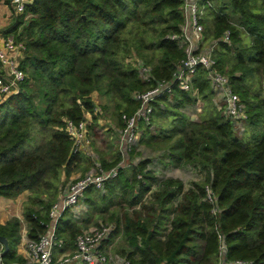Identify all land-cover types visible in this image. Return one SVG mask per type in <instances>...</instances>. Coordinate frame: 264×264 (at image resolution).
<instances>
[{"label": "trees", "instance_id": "trees-1", "mask_svg": "<svg viewBox=\"0 0 264 264\" xmlns=\"http://www.w3.org/2000/svg\"><path fill=\"white\" fill-rule=\"evenodd\" d=\"M206 1L211 6L201 20L205 40L216 43L215 68L228 76L244 104L242 129L218 107L209 71L198 67L191 91L174 84L171 95L153 103L150 122L137 121V144L162 151L174 167L198 166L205 178L188 186L179 178L161 180L148 159H132L141 154L134 146L127 166L103 190H85L80 222L68 210L59 218L56 236L65 249H74L82 227L110 223L103 244L120 235L125 245L116 254L130 264H264V94L262 86L244 84L247 71L264 68V0H229L237 23L230 21L227 5ZM182 5L183 0H28L6 29L25 43L20 68L27 77L19 92L0 101V196L30 191L24 211L29 239L45 231L48 211L63 192L62 173L68 177L79 159L70 153L64 119L78 121L89 112L90 130L98 125L95 90L113 103L117 124L111 129L118 137L121 114L138 107L133 93L173 78L185 57L180 41L171 38L182 34ZM225 30L230 44L221 41ZM141 64L151 68L149 82L139 76ZM198 99L202 115L192 121L185 110ZM98 108L102 113L105 105ZM164 116L170 126L152 128ZM120 159L118 152L97 162L109 169ZM19 226L17 218L0 224L9 246L1 256L6 264L23 261L15 249Z\"/></svg>", "mask_w": 264, "mask_h": 264}, {"label": "built area", "instance_id": "built-area-1", "mask_svg": "<svg viewBox=\"0 0 264 264\" xmlns=\"http://www.w3.org/2000/svg\"><path fill=\"white\" fill-rule=\"evenodd\" d=\"M27 2L28 0H8L10 14L15 20L24 13ZM208 6L211 4L205 0H183L182 34L180 36L172 35L171 38L180 41L185 57L181 60L173 78L157 81L148 89L133 93L138 107L133 114L122 113L120 116L122 126L118 130V145L121 159L109 169L102 168L95 160L96 165L92 170L83 172L68 184L48 211L49 222L46 224L45 231L37 239L28 238L25 242L30 259L29 264H69L71 262L105 264L110 259L103 252L102 245L113 225L104 226L102 224L98 228L86 229L78 234L75 238L73 251L56 259L54 247H59L61 243L56 236L57 221L67 210L74 214L81 211V201H83L84 192L88 187L92 186L96 190H103L104 184L117 176L119 168L126 165L129 153L137 145L141 136L137 121L142 120L149 123L153 103L161 95H171L174 84L184 91H191V81L198 67L209 71L212 90L216 93V99L219 102L218 107H222L225 115L237 122L239 126L245 121V107L239 95L232 89L228 76L215 68L216 43L205 40V28L201 20ZM221 41L230 44L229 30L223 32ZM25 51V43L17 33L0 31V66L2 68L0 71V101L20 91V85L27 77V73L20 68ZM150 71L151 68L147 65L138 66L139 76L145 82L150 80ZM201 103L198 99L193 105L194 109L201 110ZM94 114L97 115V118L100 116L98 107L94 109ZM92 122V115L89 112L85 113L84 117L78 121L64 119V130L71 140L70 153L72 155L83 153L93 157L90 137ZM99 122L100 119H98ZM239 129H242V126ZM116 261L119 264H130V261L125 257H117ZM0 264H6L1 260V257ZM228 264H250V262L235 260Z\"/></svg>", "mask_w": 264, "mask_h": 264}, {"label": "rangeland", "instance_id": "rangeland-1", "mask_svg": "<svg viewBox=\"0 0 264 264\" xmlns=\"http://www.w3.org/2000/svg\"><path fill=\"white\" fill-rule=\"evenodd\" d=\"M211 2L213 3V5H215V7L221 4L227 5L228 7L227 13L230 14V21L233 23L238 22V16L236 14L231 13L230 11V1L229 0H211ZM243 39L246 44H250V39L248 37L243 36ZM243 50H246V49L244 48ZM243 53L244 55H246V52H243ZM251 65L253 67L255 66V64H251ZM242 70L244 69H241V71ZM244 79L248 81L252 89H254L255 87L259 88L260 86H262L263 88L264 68L263 70L259 69L258 73L256 71H254V73L247 71ZM91 95H92V98L94 100L96 107H99L100 105L101 106L105 105V108L100 114V116H98V119H100V122L98 123L99 126L93 125L90 130L91 148H92L91 154L93 157L89 155H87V157H84V159L88 161V168L94 167L96 165L94 161L98 160V156L103 157L107 160H112L115 158V156L119 152L118 137L114 134V132L111 129L117 124V117L115 115L113 103L110 102L107 97L99 94L95 90L92 91ZM201 111L202 109L195 110L194 106H190V105L185 110V112L189 115L190 120L192 121L199 120V118L202 115ZM161 124H164L165 126H170L171 121L169 120L168 117L164 116L161 119H156L152 128H154L156 125H161ZM136 151L140 152L141 154L135 155L132 159L134 161H138L140 159H148L149 160L148 167L152 169L156 173L158 178L161 180L166 177L179 178L183 181L185 186H188L191 181L203 180L205 178V171L199 168L198 166L187 164V165H183L182 167H174L173 165L168 163L166 158L162 156V151H158V150L152 151L151 148L143 144L142 145L137 144ZM126 162H128V159L126 160ZM63 175L64 174L62 173V177ZM66 185H67V181L65 182L63 189ZM146 199H149V198H146ZM82 202L83 201H81V203ZM83 217H84V213L80 216L79 219L78 217H76L77 221L80 222ZM109 225H112V224L110 223L104 224V226H109ZM98 226H99L98 224L97 225L92 224L90 227L98 228ZM87 228L82 227V230L84 231ZM110 243H113L111 249H109V251L108 250L103 251L106 254L107 258L110 257L109 260L107 259L108 260L107 261L108 263L106 262L107 264H111V262H114V260L116 259V256H115L116 251L121 248L124 241L120 237V235H117L115 239L111 241ZM54 248H55L54 250L56 251L58 247H54Z\"/></svg>", "mask_w": 264, "mask_h": 264}, {"label": "crops", "instance_id": "crops-1", "mask_svg": "<svg viewBox=\"0 0 264 264\" xmlns=\"http://www.w3.org/2000/svg\"><path fill=\"white\" fill-rule=\"evenodd\" d=\"M14 20L15 19L11 16L9 8H8V0L1 1V3H0V31L1 32L6 31V29L10 25H12L14 23ZM1 69L2 68L0 66V71H1ZM244 84L246 86L249 85L248 81L245 80V79H244ZM216 101H217V99H216ZM201 107H202V105H201ZM78 157H79V159L76 160L72 164L73 169L70 172L69 176L67 177L64 174L63 177H62V179L65 182L67 181V185L64 187V189H66L68 184L70 182H72L73 180H75L83 172H85L87 170H90V169L92 170V168H93V167H91V168L89 167L88 168V161L86 159H84V157H87L86 154L80 153L78 155ZM30 195H31L30 191L25 190V191L21 192L19 195H17L16 197L8 198V197L0 196V224L4 225L12 218H17L20 221V226H19L20 240L16 244L15 249H16V255L18 257H21L23 259V261H21V262H19L17 264H29L30 263V259H29L28 252L26 250V245H25V242L28 239V236H27L28 226H27V222H26V220L24 218L25 206L27 204V201H28ZM86 208H87V205L83 201L82 205H81V211L80 212L82 214L84 213V216H85ZM80 212H78L75 215H74L73 212L72 213H73V216L75 218L78 217V219H79L80 216L82 215ZM98 222L100 223V221H98ZM90 226L87 229L93 228V227H90ZM112 244L113 243L109 242L108 244L102 245L103 250L104 251H107V250L109 251V249H111V247H112ZM124 245H125V243H123V246ZM72 251H73V249L72 250L65 249L63 247V245H62V242H61L59 247L56 249V251L54 253L55 254V258L58 259V257L70 254ZM115 256H116V258L118 257L117 254H115ZM69 264H83V263L71 262ZM111 264H119V262H117L116 259H115L114 262H111Z\"/></svg>", "mask_w": 264, "mask_h": 264}, {"label": "water", "instance_id": "water-1", "mask_svg": "<svg viewBox=\"0 0 264 264\" xmlns=\"http://www.w3.org/2000/svg\"><path fill=\"white\" fill-rule=\"evenodd\" d=\"M0 243L3 247L2 251L0 252V257L3 256L5 254V252L8 250V241L5 237L0 236Z\"/></svg>", "mask_w": 264, "mask_h": 264}]
</instances>
